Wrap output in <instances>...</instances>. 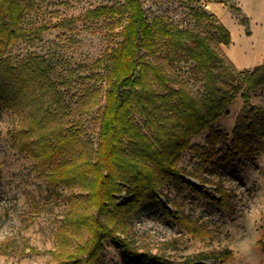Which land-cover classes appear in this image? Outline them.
<instances>
[{
    "label": "rangeland",
    "instance_id": "rangeland-1",
    "mask_svg": "<svg viewBox=\"0 0 264 264\" xmlns=\"http://www.w3.org/2000/svg\"><path fill=\"white\" fill-rule=\"evenodd\" d=\"M26 1L22 26L27 35L4 56L14 65L15 76L3 75L0 81L27 77L32 81L30 90L40 95L37 100H29L24 92L5 95L0 88V264H55L50 251L55 249V235L69 209L71 194L78 195L82 202L86 196L77 185L50 183L46 177L49 170L35 162L25 145L36 146V133L56 143L60 139L58 131L61 133L66 121L75 118L76 125L71 127L78 128L86 150L95 155L106 89L104 69L97 59L121 40L119 31L126 16L83 17L89 9L118 4L120 0ZM140 1L149 20L159 17L167 26L200 34L211 35L212 30L204 17L196 21L192 10L199 14L206 10L219 20L222 13L228 12L246 36L259 26L244 9L242 0ZM71 18L75 21L60 25ZM44 25L47 30L37 33ZM218 46L233 64L224 46ZM32 56L46 61L49 80L29 78V71L22 65ZM148 57L175 78L172 87L182 86L194 95H202L203 72L183 52L159 40ZM240 70L230 67L225 76H235ZM46 81H53L55 95H50ZM230 83L229 88L237 93L227 113L210 130L193 134L189 146L182 151L177 162L180 180L164 179L158 201H146L134 217L128 240L138 251H150L180 263L203 253L228 249L224 260L207 258L189 264H264V85L250 90V104L258 110V122L249 124L252 116L246 113L248 154L242 155L230 151L235 119L243 106V81L236 77ZM17 92L16 89L14 93ZM64 105L68 106L65 111ZM44 108L49 114L44 127L25 133L23 129L31 127L32 119L40 116ZM132 116L141 130L150 134L143 118L136 113ZM117 198L123 202L127 195L122 192ZM164 206L176 211L178 217L165 213ZM84 238L81 232L76 241ZM96 264L143 262L139 257L124 258L117 244L106 238Z\"/></svg>",
    "mask_w": 264,
    "mask_h": 264
},
{
    "label": "trees",
    "instance_id": "trees-1",
    "mask_svg": "<svg viewBox=\"0 0 264 264\" xmlns=\"http://www.w3.org/2000/svg\"><path fill=\"white\" fill-rule=\"evenodd\" d=\"M120 1L94 7L83 15L85 19L126 16L119 31L121 40L97 59L104 69L106 89L95 155L86 150L78 128L71 127L76 125L75 118L66 121L61 133L58 131L60 139L56 143L47 135L36 133V146L25 145L35 162L49 170L46 177L50 183L77 185L86 196L82 202L78 195L71 194L69 209L55 235V249L50 251L52 257L55 264H96L103 241L109 238L117 244L124 258L139 257L143 264H189L207 258L224 260L228 249L203 253L180 263L150 251L140 252L130 244L128 231L140 207L148 200L158 201L164 179L180 180L177 162L189 146L191 136L210 130L212 124L227 113L237 93L236 89L229 88L230 81L236 77L243 81L240 94L243 106L235 119L230 153L236 150L242 155L248 154L245 129L250 122H258V110L250 104V90L264 85V61L226 77L227 69L235 67L218 45L230 43V32L215 14L206 10L200 14L191 11L196 21H201L202 16L209 22L212 34H200L167 26L159 17L149 20L140 0ZM27 8L26 0H0V77L15 76L14 65L4 56L15 42L27 35L22 26ZM74 21L75 18L65 19L60 25ZM47 28L41 26L37 33ZM159 40L183 52L203 72L201 96L182 86L172 87L175 78L148 57ZM22 66L29 71V78L50 79L47 63L39 56L28 58ZM31 83L27 77H20L18 81H0V88L5 95L24 92L29 100H37L40 94L30 90ZM45 85L50 95L56 94L53 81H46ZM16 89L18 92L14 93ZM67 107L62 108L65 111ZM42 111L32 119L31 127L23 129L25 133L44 127L49 114L45 108ZM132 113L143 118L150 134L144 133L134 122ZM246 113L252 116L248 125ZM65 153L68 155L63 157ZM122 192L127 199L118 202L117 195ZM164 211L178 217L176 211L165 206ZM81 232L85 233V238L77 242Z\"/></svg>",
    "mask_w": 264,
    "mask_h": 264
},
{
    "label": "crops",
    "instance_id": "crops-1",
    "mask_svg": "<svg viewBox=\"0 0 264 264\" xmlns=\"http://www.w3.org/2000/svg\"><path fill=\"white\" fill-rule=\"evenodd\" d=\"M247 12L252 15L249 11ZM252 16L256 20L255 16ZM232 19V16L228 12L222 13L220 17L221 22L230 32L231 41L228 44L229 47H233L234 50L240 51L243 56L235 58L230 54L226 53V55L232 60L234 66L238 69L251 68L260 64L264 60V38L255 39L257 41V45H255V47H252L250 45L248 46V44L253 43L252 39L254 37L252 35L246 36L245 34H242L241 29L240 34L234 35L227 25V22Z\"/></svg>",
    "mask_w": 264,
    "mask_h": 264
},
{
    "label": "bare ground",
    "instance_id": "bare-ground-1",
    "mask_svg": "<svg viewBox=\"0 0 264 264\" xmlns=\"http://www.w3.org/2000/svg\"><path fill=\"white\" fill-rule=\"evenodd\" d=\"M244 8L249 11L252 15L255 16L256 22L259 23V26L255 28L252 32L253 43L248 44V46L255 47L257 45V41L255 39L264 38V1L263 0H242ZM227 25L230 31L234 34H240L239 25L232 19L227 22ZM224 50L227 54L232 55L235 58H239L242 53L238 50H234L233 47H229V45H224Z\"/></svg>",
    "mask_w": 264,
    "mask_h": 264
}]
</instances>
